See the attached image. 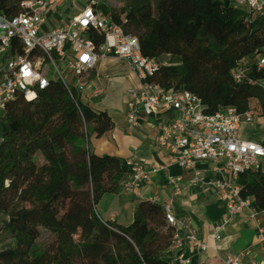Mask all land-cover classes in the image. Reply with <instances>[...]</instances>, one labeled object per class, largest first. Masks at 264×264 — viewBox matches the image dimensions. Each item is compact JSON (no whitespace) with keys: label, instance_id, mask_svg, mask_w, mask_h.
I'll list each match as a JSON object with an SVG mask.
<instances>
[{"label":"trees","instance_id":"1","mask_svg":"<svg viewBox=\"0 0 264 264\" xmlns=\"http://www.w3.org/2000/svg\"><path fill=\"white\" fill-rule=\"evenodd\" d=\"M22 2L0 0V13L17 16L24 12ZM92 5L137 37L144 56L168 58L153 82L198 95L206 111L234 107L264 118V70L251 63L240 81L233 73L247 57L264 54V13L247 18L223 0H94ZM80 100L52 80L35 101L19 96L5 107L0 264H101L77 250L76 231L88 218L96 224L82 242L112 246V264H173V228L162 203L140 201L128 227L109 221L120 233L101 224L99 203L122 193L133 174L118 157L95 152L92 138L110 132L113 118L89 107L82 115ZM239 184L242 195L264 210V170L241 175Z\"/></svg>","mask_w":264,"mask_h":264},{"label":"built area","instance_id":"2","mask_svg":"<svg viewBox=\"0 0 264 264\" xmlns=\"http://www.w3.org/2000/svg\"><path fill=\"white\" fill-rule=\"evenodd\" d=\"M223 1L247 18L264 13V0ZM93 3L94 0L80 6L78 0L23 1V13L14 17L0 13V119L5 107L19 96L35 101L52 80H59L72 97L75 93L81 96V104L77 105L83 115L82 97L90 88V77L97 65L109 58L125 62L137 82V86L128 91V119L136 125L140 112L158 119V149L165 155L168 166L195 171L192 184H205L206 178L197 167L211 165L216 177L208 183L216 189V200L226 204L231 217L248 212L264 254V210L254 206L253 198L242 195L239 184L241 175L264 169V143L241 138V127L262 124L264 118L253 112L240 114L234 107L206 111L198 95L153 82L161 72V62L144 56L138 38L125 34L112 19L95 9ZM57 6L66 13L61 16L59 26L45 30ZM95 37L103 39V43L97 45ZM251 63L264 70V54L245 59L233 72L237 81ZM51 68L55 70L52 74ZM65 70L72 72L71 78L65 76ZM262 86L264 89V80ZM93 93L101 95L102 90L95 88ZM126 165L133 176L123 192L135 198L136 209L143 200L162 203L166 221L173 228L171 250L175 262L192 264L186 253L187 245L198 252L206 251L208 245L199 238L186 217L176 214L172 202L144 192L162 168L132 160ZM167 183L175 196L181 194V179L171 177ZM98 218L104 227L120 233L109 221ZM220 231L221 227L217 226L216 241L221 239ZM224 264H244L243 256H231ZM255 264H264V261Z\"/></svg>","mask_w":264,"mask_h":264},{"label":"crops","instance_id":"3","mask_svg":"<svg viewBox=\"0 0 264 264\" xmlns=\"http://www.w3.org/2000/svg\"><path fill=\"white\" fill-rule=\"evenodd\" d=\"M82 6L88 4L86 0H78ZM81 6V5H80ZM60 22L55 25L59 26ZM49 24L45 30H50ZM137 86L136 79L129 66L116 58L101 61L90 77V88L82 97L84 103L93 111L108 112L114 122V128L101 138H92L91 142L98 155H110L118 157L123 163L129 160L142 161L150 165L162 168V171L154 176L153 183L144 188L148 195H155L164 202H172L176 214L186 217L190 225L197 231L199 238L208 245L206 251L198 252L188 244L186 253L192 259V264H224L231 256H243L244 264H255L264 261L263 249L258 244L255 224L248 219V212L242 216L231 217L227 206L216 200V189L209 184L216 175L209 164H199L197 170L206 178L205 184H192L195 171H186L177 165L168 166L165 155L157 147V118H149L141 113L137 124L134 125L127 117L128 91ZM99 88L101 95H95L93 90ZM119 97H115V94ZM117 96V95H116ZM257 126L243 124L240 136L243 139L264 143V136H251L250 130H260ZM255 126V127H254ZM264 170V169H263ZM181 179L182 192L175 196L173 189L168 185V178ZM135 198L125 192L120 194H108L97 207V215L118 226L128 227L134 224L136 208ZM102 203L108 205L126 206L132 204L130 219H123L118 213L108 212V208L100 210ZM129 218V217H128ZM1 223L5 219H1ZM130 223L126 225V222ZM93 218L86 219L76 231V234L84 227V237L90 234L95 226ZM221 227V239L216 241L214 231ZM77 237V235H76ZM78 238V237H77ZM79 244H83L82 247ZM78 253L86 258L99 261L101 264H112L111 256L114 249L109 245L77 244ZM171 262L176 264L175 258Z\"/></svg>","mask_w":264,"mask_h":264},{"label":"rangeland","instance_id":"4","mask_svg":"<svg viewBox=\"0 0 264 264\" xmlns=\"http://www.w3.org/2000/svg\"><path fill=\"white\" fill-rule=\"evenodd\" d=\"M23 1H33V0H23ZM91 2L92 0H86V2ZM97 1V0H96ZM80 5H82V3H81V1H80ZM65 13H66V10H62V8L60 7V6H57L56 8H55V10H54V12L50 15V17H49V27L50 28H52V27H55V25L56 24H58L62 19V17L61 16H64L65 15ZM248 58V57H247ZM247 58H246V60H247ZM167 62H168V58L167 57H163L162 59H161V64L162 65H166L167 64ZM55 72V70L53 69V68H51V71H50V73L52 74V73H54ZM64 74H65V76L69 79V78H71V76H72V72L71 71H69V70H65V72H64ZM59 78V76L57 75V79ZM117 95V96H116ZM115 97H119V94H115ZM84 101L85 100H83V102H82V107L83 108H85V112H88V106H87V104L86 103H84ZM87 117V116H86ZM0 125H1V119H0ZM255 126H257L256 125V123H255ZM254 126V127H255ZM259 126V128H260V130H250L249 131V134L251 135V136H258V137H260V136H264V123H262V124H259L258 125ZM106 207V209L108 210V212H111V213H118L119 215H120V217L121 218H123V219H130V216H131V210H132V204H128V205H126L125 207L124 206H118L117 205V203L116 204H114V205H108L107 203H102V205L99 207V209L100 210H103V208H105ZM103 216H104V220H106V221H108L107 220V216H105V214H103ZM129 217V218H128ZM102 218V217H101ZM2 221V220H1ZM130 223L128 222V220H127V222H126V225H129ZM86 226V225H85ZM84 226V227H85ZM84 227L83 228H81V230H79L78 232H77V237H78V239H80L81 240V242L80 243H84V242H82V240H83V238H84ZM85 244V243H84ZM82 245L83 244H79V246L80 247H82Z\"/></svg>","mask_w":264,"mask_h":264}]
</instances>
